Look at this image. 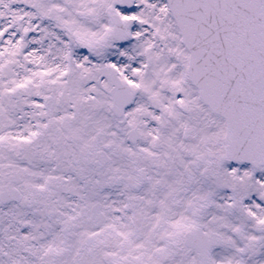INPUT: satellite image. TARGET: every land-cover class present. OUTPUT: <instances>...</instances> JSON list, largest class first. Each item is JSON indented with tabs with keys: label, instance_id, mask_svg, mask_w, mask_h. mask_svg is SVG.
Wrapping results in <instances>:
<instances>
[{
	"label": "snow or ice",
	"instance_id": "obj_1",
	"mask_svg": "<svg viewBox=\"0 0 264 264\" xmlns=\"http://www.w3.org/2000/svg\"><path fill=\"white\" fill-rule=\"evenodd\" d=\"M0 264H264V0H0Z\"/></svg>",
	"mask_w": 264,
	"mask_h": 264
}]
</instances>
